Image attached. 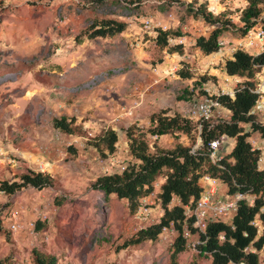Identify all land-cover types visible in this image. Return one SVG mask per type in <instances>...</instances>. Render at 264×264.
<instances>
[{
	"label": "rangeland",
	"instance_id": "1",
	"mask_svg": "<svg viewBox=\"0 0 264 264\" xmlns=\"http://www.w3.org/2000/svg\"><path fill=\"white\" fill-rule=\"evenodd\" d=\"M187 3L205 6L237 28L219 38L221 52L205 56L198 51L194 39L207 36L216 25L189 15ZM247 4L246 0H80L78 4L0 0V160L7 157L9 163L4 165L10 175L15 173L13 177L7 173L10 180L31 170L32 149L49 144L40 135L43 131L52 139L54 119H73L75 126H83L85 132L79 133L89 132L90 139L108 127L119 137L116 153L95 151L96 158L88 156V141L74 145L79 135L52 139L63 149L58 163L66 170L56 167L50 171L53 186L43 190L27 187L12 196L0 193L4 227L0 264H34V252L53 257L56 264H170L179 236L174 227L154 241L121 248L139 230L158 223L163 208L157 195L140 199L131 213L125 200L115 195L105 199L92 185L97 176L117 172L128 162L126 128L139 124L147 129L150 115L162 109L183 116L185 106L203 96L207 88L214 94H231L246 80L228 76L224 64L234 49L241 48L245 36L239 31L243 26L240 16ZM146 19L151 20L152 30L145 29ZM102 20L125 23L126 29L111 37L90 39L89 26ZM58 22L63 29L53 37ZM159 24L185 37L181 54L170 53L176 46L170 41L174 36L167 38L165 48L157 45L154 32ZM254 49L247 51L254 53ZM180 72L190 78H181ZM135 103L139 106L128 114ZM255 116L264 124V115ZM161 138L146 137L150 148L155 142L168 147L176 141L170 135ZM178 141L191 147L201 143L195 131L190 136L179 135ZM233 145V140L222 139L223 157ZM176 203L173 200L169 207ZM13 209H20L21 229L15 232L9 227ZM192 234L198 242V235ZM198 246L193 249L185 242L176 263L211 264L210 257L200 256ZM261 252L264 248L258 252L264 264Z\"/></svg>",
	"mask_w": 264,
	"mask_h": 264
},
{
	"label": "trees",
	"instance_id": "2",
	"mask_svg": "<svg viewBox=\"0 0 264 264\" xmlns=\"http://www.w3.org/2000/svg\"><path fill=\"white\" fill-rule=\"evenodd\" d=\"M171 1L181 3L183 0ZM246 1L248 4L240 16L243 26L239 31L243 36L256 29L259 23H262L264 28V0ZM186 7L189 15L195 19L216 25L207 36L194 39V45L205 56L218 51L219 38L224 32L237 29L230 20L222 21L218 15L208 12L205 6L194 7V4L187 3ZM125 29V23L102 20L89 26L88 37H111ZM156 34V43L160 48L167 46L169 36H181L179 32L160 29ZM176 52L182 53L181 45L170 49V53ZM262 66L264 51L254 55L237 49L231 58L225 61L224 70L228 76L246 80L235 90L233 98L227 95L220 97L221 103L231 114L224 122H204L198 132L196 123L178 113L171 115L170 110L162 109L150 115L147 129L132 124L123 131L127 139L129 158L125 169L122 172L99 176L92 189L102 191L105 199L115 195L117 199L125 200L132 213L137 209L140 199L151 193L154 182L162 175L157 201L163 208V214L158 223L139 230L135 236L126 240L121 248L146 240L154 241L164 229L174 227L179 236L173 245L170 264H177V254L185 249V240L182 237L184 225L187 224L192 232L194 231L191 227L193 220L185 218V207L196 206L204 190L200 181L203 176L208 175L227 188L226 196L242 193L251 195L254 199L252 204L246 200L239 201L236 214L230 221L209 222L205 233L200 235V256L210 257L211 264H262L258 252L264 247V170L258 169L259 151L252 149L248 140L252 133H258L264 139V124L251 113L257 99L251 90L255 87V76ZM179 75L183 79L190 78L182 72ZM52 125L54 129L68 136H83L85 132L81 126H75L73 119L65 117L54 119ZM81 131L82 134L79 133ZM192 131L197 132L201 139L200 145L193 153L191 146H185L178 141L179 135L190 136ZM148 135H170L176 141L169 149L161 148L156 142L150 148L146 139ZM118 138V132L108 127L102 129L99 136L90 139L87 145L100 155H112L117 151ZM219 138L234 140L233 148L219 164L221 168L209 160V143ZM52 186L53 178L49 174L28 170L11 180H0V193L12 196L27 187L43 190ZM173 200L177 203L169 207ZM1 212L0 208V233L4 230ZM34 264H56V261L51 256L34 252Z\"/></svg>",
	"mask_w": 264,
	"mask_h": 264
},
{
	"label": "built area",
	"instance_id": "3",
	"mask_svg": "<svg viewBox=\"0 0 264 264\" xmlns=\"http://www.w3.org/2000/svg\"><path fill=\"white\" fill-rule=\"evenodd\" d=\"M45 3H52L56 0H44ZM64 4L75 3L78 4L80 0H61ZM169 20H173V15H168ZM144 27L147 30H152L153 25L151 20L146 19L143 21ZM159 29L162 31H166V24H159ZM156 34V32H154ZM170 41H174L176 45L182 44V40L179 38L170 39ZM240 47L238 49L248 50L250 48H256L264 51V29L262 27H258L256 29H252L248 31L245 37L240 42ZM221 43L219 44L218 51L221 52ZM235 51L237 49H234ZM234 51V52H235ZM233 52V53H234ZM156 71V70H155ZM157 72V71H156ZM256 84L255 87L251 90L257 96L254 107L251 110L252 114L255 115H264V66H262L259 72L255 76ZM205 94L201 96L198 100H193L185 106L183 117L193 121L197 124V130L200 132L202 124L204 122H224L230 118V112L223 106L220 101V97L222 95H227L231 98L234 97V93L231 94H214L211 92L209 88L205 90ZM139 103L133 104L132 108L128 112V114L132 113V110L137 108ZM161 136L150 135L151 140H157ZM53 138L55 141H59L65 138V135L60 130H55ZM223 138L215 139L209 143V160L212 164H218L220 166V162L223 159V156L220 152L221 143ZM249 143L252 146V149H256L259 151V157L257 161V167L260 170H264V139L261 137L258 139L249 137ZM70 145V143H68ZM199 145L192 147L191 153L195 152ZM43 154L46 150L42 149ZM126 165L119 166L117 172H122L125 169ZM46 170L42 164L38 165V172L44 173ZM201 184L204 188L203 193L198 200L196 206L194 208L185 207V218L192 219L191 227L193 228V232L198 235L199 241L195 242L193 239V232L190 227L186 224L182 229V237L185 240L187 246L195 249L197 245H200L202 242L200 240V235L205 233L206 227L211 221H230L233 216L236 214L238 208V202L241 200H246L250 204L253 203L254 197L248 194L236 193L231 197H219L217 195V186L220 184L217 179H214L210 176H203L201 179ZM160 187V181H156L153 184V190L147 196V198H154ZM147 213L146 210L143 212ZM13 216H17V214H13ZM11 231L15 232L21 229V225L18 222L9 224ZM173 227L164 229V233L170 231ZM239 264H245L244 262H240Z\"/></svg>",
	"mask_w": 264,
	"mask_h": 264
},
{
	"label": "crops",
	"instance_id": "4",
	"mask_svg": "<svg viewBox=\"0 0 264 264\" xmlns=\"http://www.w3.org/2000/svg\"><path fill=\"white\" fill-rule=\"evenodd\" d=\"M40 3H43V1H41ZM55 3H58V4H62V1L61 0H56V1H54V2H52V4H55ZM58 20H59V18H58ZM58 24V26L53 30V37H54V32L56 31V32H58V30L60 31V30H62L63 29V26H62V23H60V22H58L57 23ZM180 40H182V44H180L181 46H182V49H184V47H185V43H186V39H185V37H183V36H180V37H178ZM198 49V48H197ZM255 50V52L253 53V52H250V51H247V52H249L250 54H254V55H256V54H259V53H261L262 52V50H259V49H254ZM198 51H200L199 49H198ZM121 114H123V113H121ZM121 114H119V116H121ZM119 116L116 118V121H118V119H119ZM137 127H140V128H143V126H139V124H135ZM82 128H83V126H81ZM114 129V128H113ZM56 129H54V131H55ZM53 135H54V133H53ZM65 135V134H64ZM91 134L89 133V132H86V135H84V136H79V137H76V138H74V140H75V143H74V145L76 144V143H82L81 142V140L82 141H89L90 140V138L89 137H91L90 136ZM68 135H65V137H67ZM69 137V136H68ZM70 137H73V136H70ZM161 137H163V136H161ZM160 137V138H161ZM251 137H253V138H256V137H260L259 136V134L258 133H252L251 134ZM158 139V141H160L161 139ZM52 139H54L53 138V136H52ZM52 139H51V137L50 138H48V135H45V133L42 131L41 132V135H40V140H44L45 142L47 141L49 144H39L38 146H34V148L32 149V151L33 152H35V154L34 155H30V156H32V161L33 162H31V166H32V168H30L32 171H35V172H38V165L39 164H42L43 165V167L45 168V172L47 173V174H49L52 178L54 177L53 176V174L51 173L52 171H54V169H56V167H61V168H59V171H62V172H64V171H66L65 169H63L64 168V165H62L63 163H58L59 161H60V159L58 158V157H60V155H61V153L63 152V149H61L58 145V143H56V142H53L52 141ZM223 139H226V138H223ZM262 139V138H261ZM231 140H233V139H231ZM234 141V140H233ZM155 142V141H154ZM174 143V142H173ZM26 145H29L30 147H32L31 145V143H25ZM86 145V147L88 146L87 144H85ZM173 145L174 144H172V145H170V146H168V147H163V146H160L161 148H163V149H169V148H171V147H173ZM6 146H8L7 145V143H6ZM234 146V145H233ZM88 149H90V152H89V150H88V156L89 157H91V158H96L97 157V154L95 153V149H93L92 147H90V146H88L87 147ZM233 148V147H232ZM42 149H44V150H46V152L43 154V152H42ZM80 151H82V150H80ZM7 157H1V160H0V180H3V179H10L9 177H8V175H7V173L9 172V176L11 177V175H12V177L15 175V173H11V175H10V171H9V169L6 167V165H4V163H6L7 162V164L9 163V161H6L7 159H6ZM3 163V164H2ZM58 163V164H57ZM55 167V168H54ZM69 170V169H68ZM51 171V172H50ZM76 171H80V170H76ZM44 172V173H45ZM99 176H97V178H98ZM160 181V184H161V182H162V179H160L159 180ZM159 192V191H158ZM226 192H227V188L224 186V185H222V184H219V188H217V195L219 196V197H226ZM13 214H17V216H13ZM10 216L13 218L12 220H11V223H15V222H18L17 221V218L20 216V209H13L12 210V212L10 213ZM10 223V224H11ZM264 248V247H263ZM263 250V249H262ZM260 256L261 257H264V254L261 252V254H260Z\"/></svg>",
	"mask_w": 264,
	"mask_h": 264
}]
</instances>
